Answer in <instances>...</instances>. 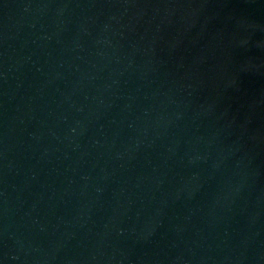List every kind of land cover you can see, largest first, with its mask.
I'll return each mask as SVG.
<instances>
[{"label":"water","instance_id":"95a60500","mask_svg":"<svg viewBox=\"0 0 264 264\" xmlns=\"http://www.w3.org/2000/svg\"><path fill=\"white\" fill-rule=\"evenodd\" d=\"M0 264H264V0H0Z\"/></svg>","mask_w":264,"mask_h":264}]
</instances>
